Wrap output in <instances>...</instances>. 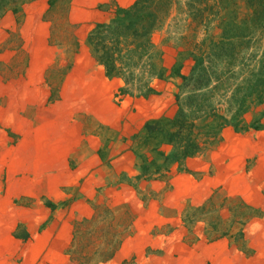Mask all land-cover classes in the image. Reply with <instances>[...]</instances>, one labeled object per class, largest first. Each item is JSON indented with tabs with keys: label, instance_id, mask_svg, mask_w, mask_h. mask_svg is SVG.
<instances>
[{
	"label": "rangeland",
	"instance_id": "1",
	"mask_svg": "<svg viewBox=\"0 0 264 264\" xmlns=\"http://www.w3.org/2000/svg\"><path fill=\"white\" fill-rule=\"evenodd\" d=\"M67 1L56 0L57 6L48 11L44 18L51 23L50 45H53V49H59L56 55L60 56L55 58L45 73L42 82L43 88L46 89L43 96L45 100L40 97V88H34L33 93L28 92L25 97L16 95L11 98L17 88L21 87L15 84L16 79L24 74L25 61L19 60L20 53L15 54L20 50L18 31L23 17L20 13L18 15L8 13L15 19L12 20L10 27L7 26L9 24L3 27L0 23L1 86L12 99L7 100L6 94L0 96L2 194L9 184L8 175L13 174L15 170L14 165L8 160L11 154L8 149L10 144L5 146L3 138L15 141L17 135L14 134L12 127L26 128L19 118L30 119L34 126L37 123L38 112L63 119L69 110L78 107L88 108L87 104H83L87 101V91L86 85L84 84V87L81 81L88 77H91V80L96 79L94 77L98 76L100 68L94 66L93 62H86L82 57L84 52H80L81 48L91 52L87 45L89 33L86 36V27L82 23L68 20ZM183 1L180 0L181 5ZM176 12L177 10H174L170 19L152 34V42L161 52L162 66L167 71L166 76L171 73L180 57L179 53H186L190 49L189 45L180 46L191 42V38L187 37L191 30L186 29L182 18L176 15ZM94 25L90 27V31ZM211 28V34H219L215 25ZM183 36L185 37L182 39ZM203 37L204 34L199 31L196 40L201 41ZM35 43L29 41L28 47ZM76 53L79 54V62L74 65ZM184 56L186 57V54ZM192 64L190 58L185 59L183 75H189ZM253 65H256L254 61ZM252 69L250 66L240 70L236 83H239L242 91L238 97H241L243 91L254 82L256 78L254 73L260 72V78L264 81V63ZM154 81L156 89L170 90L176 114L178 108L176 94L180 92L181 79L174 77ZM184 93L185 91L181 92L182 95ZM30 97L31 99L26 100ZM163 104L166 115L158 119H172L174 116L167 115L172 113L173 105H169L167 100L163 101ZM242 123L243 128L240 130L232 125L225 127L206 151L187 161L167 158L172 153L170 145H163L154 151L155 144L146 140L144 126V132L130 140L131 150L135 156L133 168L131 167L129 175L120 178L126 180L123 182H127L131 189L129 192H123L127 195V201L110 197V192H106L105 189L111 183H101L102 185L96 188V201H99V204L92 203V206L95 210L98 208L100 214L91 223L76 222L75 228L80 227L76 244L74 248L72 244L69 249V252L72 249V260L75 259L73 261L77 264L80 261L95 264L109 250L104 245L114 235L117 236L115 238L118 242L117 250L123 253L130 251L136 253L122 264H222L226 251L233 248L242 253V255L236 253L237 262L249 264V256L256 250L264 252V206H262L264 201L260 198L264 195V144L254 146L243 137L250 131L264 129V103H259L254 96L249 99ZM234 132L241 133L242 138L235 137ZM238 148L242 151L241 157L237 156ZM34 170L40 173L39 179L34 183V193L43 197L41 188L46 182V176L40 179L44 169ZM65 188V193L71 195L74 187ZM132 193H136L137 197L134 198ZM42 199H39L41 204L51 211L44 222L52 219L58 207L65 210L63 218L67 219L72 200L66 199L56 206ZM107 201H110L108 205ZM33 210L37 211L39 217L46 218L40 206L33 207ZM105 211L110 215H105ZM13 236L23 241L28 238V233L20 224L13 231ZM146 242L147 245L144 244ZM242 256L245 260L241 263Z\"/></svg>",
	"mask_w": 264,
	"mask_h": 264
},
{
	"label": "crops",
	"instance_id": "2",
	"mask_svg": "<svg viewBox=\"0 0 264 264\" xmlns=\"http://www.w3.org/2000/svg\"><path fill=\"white\" fill-rule=\"evenodd\" d=\"M134 2L135 0H68L66 17L72 22L82 23L86 27L87 36L92 25L109 22L114 17L115 9L129 8ZM55 6L56 2L50 6L48 0H34L16 12L17 15L22 14L23 21L18 31L20 50L15 54L20 53L19 60L25 61V65L24 74L15 81V84L21 87L17 88L11 98L16 95L25 97L26 93H33L34 88H40V97L45 100L43 96L46 89L42 86L45 73L55 58L60 57L56 55L59 49H53V45H50L51 23L44 20L45 14ZM12 12L9 10L0 17L3 27H10L12 20H15L12 14H8ZM29 41L36 43L28 47ZM81 49L85 61L93 62L94 66L100 68L98 76L94 77L96 79L91 80V77H88L84 78V82L81 81L84 87L86 85L87 101L83 104H87L88 108L69 110L70 113L67 112L63 119L38 112L34 126L30 119L20 117L19 120L26 128L12 127L17 135L15 141L3 138L5 146L10 144L8 149L11 154L8 160L15 170L13 174L8 175L7 190L3 194L0 192V264H77L69 254V249L74 243L73 233L77 229L75 224L77 221L91 220L98 212V208L95 210L92 206V203L99 204V201H96V188L102 185L101 183H111L105 189L110 192V197L127 201V195L123 192H129L131 189L127 182H123L126 180L120 178L129 175L135 161L131 138L142 134L146 123L166 115L163 101L167 100L169 105H173L174 110L167 116L173 117L175 114V102L171 100L170 90L156 89L154 80L152 86L156 90L155 93L147 96L116 97L123 85L122 80L106 77L103 67L91 52ZM78 62L79 54L76 53L74 65ZM1 80L0 77V96H4L7 91L1 86ZM11 98L8 93L7 100H12ZM29 99L31 97L26 100ZM234 136L239 139L243 135L234 132ZM243 137L254 146L264 144V129L250 131ZM241 152L238 148V157H241ZM189 159L191 158L184 161ZM33 168L44 169L40 179L46 176V182L41 188L43 197L34 193V183L39 179L40 173H36ZM126 178L128 179V176ZM65 187H74L71 195L65 193ZM132 195L137 197L136 193ZM42 198L56 206L66 199L72 200L67 219L63 218L65 210L58 207L52 219L44 222L51 211L41 204L39 199ZM260 198L264 201V195ZM98 199L100 200V196ZM110 201H107V205ZM38 206L44 210L46 218L39 217L37 211L33 210V207ZM20 224L28 233V238L23 241L13 236V231ZM144 244L147 245L148 242ZM133 253L135 251L123 253L116 250L110 260L99 264H122L132 257ZM236 253L242 255L235 248L228 249L222 264H239ZM261 253L264 254L256 250L249 256V264H264V255ZM240 258L242 263L245 257Z\"/></svg>",
	"mask_w": 264,
	"mask_h": 264
},
{
	"label": "trees",
	"instance_id": "3",
	"mask_svg": "<svg viewBox=\"0 0 264 264\" xmlns=\"http://www.w3.org/2000/svg\"><path fill=\"white\" fill-rule=\"evenodd\" d=\"M31 1L34 0H0V17L9 10L20 11ZM55 2L48 0L50 6ZM174 10L186 29L191 30L187 36L191 42L180 45H189L190 49L179 53L166 76L152 34L170 19ZM212 25L219 30L218 35L211 34ZM199 31L204 34L201 41L196 40ZM87 45L106 77L122 80L116 97L147 96L156 92L153 80L181 79L174 117L145 125L146 140L154 142V151L170 145L172 153L167 158L174 161L202 154L227 126L242 129L243 114L253 96L264 103L260 72L254 73V82L241 97L238 96L242 87L236 83L243 67L251 66L254 70L256 65L264 63V0H184L183 5L180 0H135L131 7L117 9L109 22L96 24L87 36ZM186 58L193 62L189 75L182 74ZM252 61L256 65L252 66ZM99 214L98 211L91 220L82 222L91 223ZM105 215L110 214L105 211ZM114 236L103 244L109 250L95 264L113 257L118 248Z\"/></svg>",
	"mask_w": 264,
	"mask_h": 264
}]
</instances>
